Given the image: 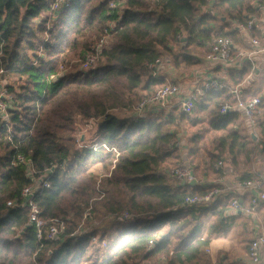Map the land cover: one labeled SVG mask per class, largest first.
I'll list each match as a JSON object with an SVG mask.
<instances>
[{"label": "trees", "instance_id": "trees-1", "mask_svg": "<svg viewBox=\"0 0 264 264\" xmlns=\"http://www.w3.org/2000/svg\"><path fill=\"white\" fill-rule=\"evenodd\" d=\"M256 1L264 0H74L54 19L49 16L52 0H0L3 78L25 80L6 88L9 119L0 112V264H85L93 234L109 241L118 235L116 250L102 264H160L163 258L167 264H209L208 242L195 233L180 235L185 229L180 223L199 222L223 209L226 197L185 205L188 196L219 185L175 184L164 166L180 159V135L189 124L207 122L212 131L224 132L209 153L212 169L219 162L233 165L246 152L245 139L227 132L238 113H221L222 106L237 104L232 88L201 97L194 119L178 107L139 121L116 112H133L165 83L153 76L151 64L169 58L178 69L197 65L195 54L208 52L215 38L235 37L236 30L225 32L224 27L247 24L257 15ZM106 31L110 37L96 65L79 70ZM73 61L76 71L48 82ZM251 72L248 62L231 70L232 86ZM77 117L97 121L93 147H79ZM202 139L195 135L189 140L190 163L203 150ZM94 165L107 172L99 185L90 172ZM53 168L50 188L37 193L35 203L44 220L65 221L66 233L58 241L48 238L47 227L39 239L28 209L7 205L20 201L27 186L45 181L44 173ZM125 213L134 218L106 221ZM91 220L101 223L79 237L81 224ZM165 225L169 231L149 249L152 233Z\"/></svg>", "mask_w": 264, "mask_h": 264}, {"label": "crops", "instance_id": "crops-1", "mask_svg": "<svg viewBox=\"0 0 264 264\" xmlns=\"http://www.w3.org/2000/svg\"><path fill=\"white\" fill-rule=\"evenodd\" d=\"M258 3L257 1L254 3V8ZM254 16L251 18L256 20V28L251 31L240 30V23L236 22L232 23L228 28L224 27L225 32L237 31L234 35L235 37H230L234 42L235 51L251 52L254 49L251 44L252 39L260 41L259 48L262 51L253 56L251 60L236 59L235 63L227 68L214 67L207 63L205 57L208 52H205L204 57L200 59V63L190 68L193 71L190 74L191 80L184 82L185 84L176 80L167 82L168 75H165V78L160 75L163 71L162 68H159L158 78L164 79L166 82L164 84L179 83L186 93L192 91L194 87L202 86L206 81L217 80L226 83L227 88H238L240 98L244 101L254 97H258L264 101V12L258 11L257 9V15ZM168 62V77L171 75L175 76V68L173 67V69L170 66L172 63L170 61ZM246 62L252 66L251 74L242 84L232 86L229 72L231 70H239ZM209 67L213 68V71H210ZM7 87V85H0V92L6 91ZM174 104L175 106L170 110L177 107L180 108L178 100H174ZM170 110L165 111L168 112ZM234 112L238 113V117L228 127L227 132L238 134L245 139L246 152L244 154L241 152L234 159L235 163L233 162V165L225 161L222 170L217 173L211 170L198 173L199 170L196 169V172L193 170L198 182L195 185H188L191 187L219 185L224 193L216 200L226 197L222 199L224 200L223 209L216 210V212L212 210L211 213L203 216V218H208V223L199 239L208 242L205 254L206 261L209 264H244L249 255L248 252L251 242L256 237L264 234V201L260 203L254 213L248 211L251 207L253 197L259 193H264V131L259 125L264 124V107L258 109L257 116H254V124L241 111L235 110ZM254 179L261 182L257 189H240L237 187L240 182ZM172 180L176 181L178 185L186 186L178 180ZM235 201L239 202L238 210L232 207ZM220 211H222V214ZM199 224V226L203 227V223ZM88 248L89 244L87 251ZM160 264H167V261L165 260Z\"/></svg>", "mask_w": 264, "mask_h": 264}, {"label": "built area", "instance_id": "built-area-1", "mask_svg": "<svg viewBox=\"0 0 264 264\" xmlns=\"http://www.w3.org/2000/svg\"><path fill=\"white\" fill-rule=\"evenodd\" d=\"M74 0H52L50 7V17L57 18L61 11L69 6ZM258 11L264 12V1L259 2L256 5ZM256 28V20L251 19L247 24L240 23L239 29L242 31H251ZM110 37L109 31L105 32L103 38L94 47V53L89 55L86 60L80 64L79 70H89L96 65L105 45L108 43ZM254 49L250 51H235V45L230 37H217L212 42L209 43V51L205 57L207 63L214 67H224L227 68L235 63L236 59L241 60H251L253 56L259 54L262 50L260 47V41L257 39H252L251 41ZM164 61L158 59L154 64L149 66V69L153 72L154 77H158L159 68H162ZM71 68V66H70ZM66 66H61L59 71L52 74L48 78V82H55L58 78L62 77L68 72ZM5 70L0 67V80L2 79ZM198 86V85H197ZM226 83L219 82L217 80L206 81L202 86L194 87L189 93L184 92L182 86L179 83H167L160 86L154 95L145 98L140 101L133 111V119L139 121L141 119L152 116L154 113L170 110L175 106L174 100H178L179 107L187 115H192L196 110V104L199 99L205 96L210 91H219L226 88ZM232 92L237 97V104L232 106L226 104L222 106L221 113L225 114L230 111L239 110L241 111L247 119L254 124V116L258 111L261 104V99L258 97L251 98L249 100H242L240 98V91L238 88L232 89ZM3 94V95H2ZM7 90L1 92L0 95V112L8 120L9 114L8 109L11 107L4 100L7 98ZM5 95V96H4ZM20 160L23 157L19 156ZM216 170H222L223 162H219L215 165ZM53 169H49L44 173L45 181H37L35 184L27 186L22 192V199L20 201H10L8 202L9 208H22L28 209L29 211V224L35 227L38 232V238L41 239L44 229L47 227V236L50 240L58 241L66 233V223L61 218H54L46 221L42 217V211L35 203V196L37 193L41 192L44 188H50V182L48 179L53 173ZM169 176L172 179L178 180L184 185H195L197 177L195 176L193 170L186 163H177L170 171ZM261 182L259 180H248L240 182L237 187L240 189H257ZM224 191L220 187H216L206 194L188 196L185 199V205H195L198 203H212L218 197H220ZM264 201V193H259L253 197L251 201V207L248 211L255 212L260 203ZM232 207L235 210L239 209V202H233ZM129 217L128 213L124 214V219ZM79 237L84 235L83 230H79L76 233ZM159 234L155 235L150 241L149 249L155 246L156 239L159 238ZM89 247L95 246L97 253H92L89 250V257L91 258L89 263L91 264H102L105 256V252L109 248V240L106 236L102 234H93L89 236ZM92 242V243H91ZM99 250V251H98ZM248 258L244 264H264V234L256 237L249 246ZM163 258L161 262L165 261Z\"/></svg>", "mask_w": 264, "mask_h": 264}, {"label": "rangeland", "instance_id": "rangeland-1", "mask_svg": "<svg viewBox=\"0 0 264 264\" xmlns=\"http://www.w3.org/2000/svg\"><path fill=\"white\" fill-rule=\"evenodd\" d=\"M111 25V24H110ZM113 25V26H112ZM111 27H114V24H112ZM198 54H195V56L199 59H202V57H204L205 55V51H198ZM169 58H165L162 59L165 63L162 67V72H161V76H163L165 78V75L169 76V66L167 65L170 61ZM168 62V63H167ZM76 62L73 61L71 63V68L68 69V71H76ZM170 65V64H169ZM175 73V76L171 75L170 77L167 76V82H173L174 80L176 81H180V83L185 84L184 82H188L191 80V73L193 71H191L190 69H183V67L181 68H176L175 66L170 65ZM210 71H213V68L209 67ZM186 76V77H185ZM4 77V75H3ZM0 80V85H16V86H21L25 83V80H20L17 77L14 78H3ZM185 77V78H184ZM166 83V82H165ZM159 88V87H158ZM157 87L155 88V92L158 89ZM143 95H145L144 92H141ZM1 95V92H0ZM3 95V94H2ZM5 96V95H4ZM167 111V110H166ZM117 115L121 116V117H126V118H133V112L132 111H118L116 112ZM189 117L191 119L196 118V113L194 112L192 115H189ZM97 121L96 120H90V121H85L83 120L81 117H77L76 118V137L78 138L77 143L79 145L80 148H90L93 147L95 142H96V138H97ZM224 132H215L212 131L208 125L207 122L200 124L198 126H193L191 124L187 125L185 127V130L182 132V134L180 135V142L182 145V149H181V157L179 160H174L172 159L171 161H169L164 167L165 169H167L168 171H170L177 163L179 162H183L186 163L188 165H190L192 167V169L196 172V169L199 170L198 173H203V171H213L216 172L214 169L210 168V158H209V153L211 151H214L215 148V144L213 143L214 139L222 136ZM195 135H201L203 136V139L201 140V147H203V150H201V152L197 155V157L195 158V161L193 163L191 162V158H188V154H189V148H190V144H189V140L191 138H193ZM188 148V149H187ZM195 165L197 166V168H195ZM90 172L92 173L93 177L96 179L97 181V185L101 184V179L103 177L106 176V170H104V168L101 165H94L91 169ZM198 175V174H197ZM170 182H173L176 184V181H173L172 179H170ZM124 217V216H123ZM123 217L119 218V219H106V221H108L107 223H109V221L113 222V221H119L120 223L126 219H124ZM134 216H130L127 219H133ZM101 223L100 220H91V221H84L81 224L82 230L84 232V234L88 231H92L94 226H98ZM199 223H203V227L199 226ZM208 223V218H203L202 221L200 220L199 222H191L190 219H186L184 221H181V225H184V230L180 233V235H192L193 233L196 234V238H199L202 233L204 228H206V224ZM169 231V225H165L161 230L159 231H154L153 237L157 234L164 235L165 233H167ZM91 236V235H90ZM118 235L114 236V238L112 240L109 241V248L108 250L105 252V259H107V257L111 254L114 253V251L117 248L116 244H113L114 242H116L118 240L117 238ZM159 236V237H160ZM90 238V237H89ZM92 243V242H91ZM178 242L176 240V242H174V245H176ZM90 251H93L92 253H97V250L95 249V246H90L89 247ZM89 250L87 251L86 254V262L85 264H91L89 263L90 261V257H89ZM99 251V250H98ZM150 264H154V263H150ZM159 264V263H158Z\"/></svg>", "mask_w": 264, "mask_h": 264}]
</instances>
